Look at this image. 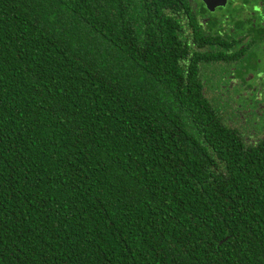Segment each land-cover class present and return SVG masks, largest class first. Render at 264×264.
I'll list each match as a JSON object with an SVG mask.
<instances>
[{
  "label": "trees",
  "instance_id": "16d2710c",
  "mask_svg": "<svg viewBox=\"0 0 264 264\" xmlns=\"http://www.w3.org/2000/svg\"><path fill=\"white\" fill-rule=\"evenodd\" d=\"M0 264H264V0H0Z\"/></svg>",
  "mask_w": 264,
  "mask_h": 264
},
{
  "label": "rangeland",
  "instance_id": "374dc122",
  "mask_svg": "<svg viewBox=\"0 0 264 264\" xmlns=\"http://www.w3.org/2000/svg\"><path fill=\"white\" fill-rule=\"evenodd\" d=\"M237 113H238V112H237ZM238 116H239V117H235V116H233L235 124L232 125V126L237 127L239 131H241V130H240V125H241L242 127H244V129L241 131V133H242L243 135H248V134L254 132V131H253V128H252V123L255 122V121H251V123L248 124V122H246V123H245V122H242L243 115H239V114H238ZM240 116H241L242 118H240Z\"/></svg>",
  "mask_w": 264,
  "mask_h": 264
},
{
  "label": "water",
  "instance_id": "95a60500",
  "mask_svg": "<svg viewBox=\"0 0 264 264\" xmlns=\"http://www.w3.org/2000/svg\"><path fill=\"white\" fill-rule=\"evenodd\" d=\"M208 10H213L216 6H222L226 0H201Z\"/></svg>",
  "mask_w": 264,
  "mask_h": 264
},
{
  "label": "flooded vegetation",
  "instance_id": "af4514ba",
  "mask_svg": "<svg viewBox=\"0 0 264 264\" xmlns=\"http://www.w3.org/2000/svg\"><path fill=\"white\" fill-rule=\"evenodd\" d=\"M200 1H201V0H200ZM227 1H228V0L225 1V4L227 3ZM201 2H202V1H201ZM202 4L204 5L203 2H202ZM225 4H224V5H225ZM224 5H222V6H224ZM204 7H205V5H204ZM217 7H221V6H216V7H214L213 10H211V11L208 10L206 7H205V8H206L209 12H212V11H214Z\"/></svg>",
  "mask_w": 264,
  "mask_h": 264
}]
</instances>
